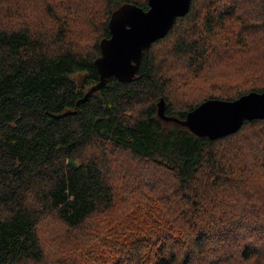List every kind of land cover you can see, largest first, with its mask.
Instances as JSON below:
<instances>
[{
  "label": "trees",
  "instance_id": "obj_1",
  "mask_svg": "<svg viewBox=\"0 0 264 264\" xmlns=\"http://www.w3.org/2000/svg\"><path fill=\"white\" fill-rule=\"evenodd\" d=\"M126 2L148 8L0 0V264H82L67 247L100 243L97 264H264V119L210 139L157 114L264 90V0H191L130 81L80 102ZM136 172L158 186L127 190Z\"/></svg>",
  "mask_w": 264,
  "mask_h": 264
},
{
  "label": "water",
  "instance_id": "obj_2",
  "mask_svg": "<svg viewBox=\"0 0 264 264\" xmlns=\"http://www.w3.org/2000/svg\"><path fill=\"white\" fill-rule=\"evenodd\" d=\"M191 0H147V9L126 2L110 15L109 37L99 42L94 60L99 80L80 99L83 102L104 86L110 76L130 81L137 73L143 50L163 37L178 16L184 15ZM157 114L164 121L187 127L196 136L217 139L236 132L245 120L264 119V90L249 92L234 100L209 98L180 119L164 113V100L157 102Z\"/></svg>",
  "mask_w": 264,
  "mask_h": 264
},
{
  "label": "rangeland",
  "instance_id": "obj_3",
  "mask_svg": "<svg viewBox=\"0 0 264 264\" xmlns=\"http://www.w3.org/2000/svg\"><path fill=\"white\" fill-rule=\"evenodd\" d=\"M146 172V171H145ZM147 173V172H146ZM148 174V173H147ZM148 175H151V174H148ZM148 175H143L142 173H139V172H136V173H134V174H132V177H133V181L131 182V184H129L128 185V187H127V190L132 186V189L131 190H133V191H135V186H137V183H139V182H149V183H151L152 184V187H157L158 186V184L156 183V182H154V180L153 181H151L149 178H148ZM160 178V179H159ZM154 179H157V178H154ZM162 178L159 176L158 177V180H161ZM133 183V184H132ZM228 203H230V209H232L233 211H234V208H235V206H236V204H238V201H235L234 199H230V201L228 202ZM243 208H245L246 210H249V207L247 206V205H241ZM257 212H259L260 214L262 213V214H264V208H258V210H257ZM239 213H241V212H239ZM241 221H244L245 222V227L249 224V221H247V220H244V218L243 217H241V215H240V217L239 216H237V218L235 219V221H234V223H235V225L236 226H238V223H240ZM226 225V227L227 228H229V223L228 222H226L225 223ZM107 228H109V226H106V227H100V229H99V234H104V233H106V229ZM238 230L241 232V233H243L244 232V230L243 229H235L234 230V233L235 234H238ZM107 236L104 238V239H106V240H110L111 239V234H112V232H110L109 233V231H107ZM213 239V238H212ZM229 246H231V248H230V251H232L233 249H234V244H232V243H230L229 244ZM53 247V246H52ZM51 247V248H52ZM90 245H89V247H88V249H86L87 247H84V246H79V245H77V246H75V247H67V250H66V252L68 253V256L70 257V258H72V259H74V257L75 256H77V254H78V252H82V251H85V252H87L89 255H88V258H87V260H85L84 261V259L83 258H81L80 257V261H81V263L82 264H97L96 262H95V260L93 259V256L94 257H97L98 255L97 254H99V252H100V250L102 249V243H100L99 244V248H98V250L96 251V252H93V251H91V249H90ZM50 248V249H51ZM51 255H53V256H57L58 254L55 252V251H50V253L47 255V256H51ZM133 257V255H130V253H126V255L124 254L122 257H121V259L123 260V262H125V264H129V260H130V258H132ZM62 258H63V256H62ZM119 258H120V256H117V255H115V257H114V259L115 260H119ZM101 261L102 262H104L105 263V258H103V257H101Z\"/></svg>",
  "mask_w": 264,
  "mask_h": 264
}]
</instances>
